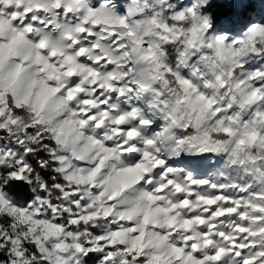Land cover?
I'll use <instances>...</instances> for the list:
<instances>
[{"label":"snow or ice","instance_id":"6c2138e0","mask_svg":"<svg viewBox=\"0 0 264 264\" xmlns=\"http://www.w3.org/2000/svg\"><path fill=\"white\" fill-rule=\"evenodd\" d=\"M0 264H264V0H0Z\"/></svg>","mask_w":264,"mask_h":264}]
</instances>
